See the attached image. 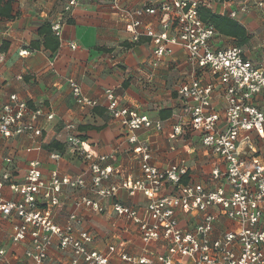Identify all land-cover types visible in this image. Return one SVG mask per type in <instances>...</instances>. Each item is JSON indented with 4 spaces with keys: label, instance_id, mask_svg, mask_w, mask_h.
I'll list each match as a JSON object with an SVG mask.
<instances>
[{
    "label": "crops",
    "instance_id": "0c3cea01",
    "mask_svg": "<svg viewBox=\"0 0 264 264\" xmlns=\"http://www.w3.org/2000/svg\"><path fill=\"white\" fill-rule=\"evenodd\" d=\"M68 0H11V17H0V107L10 94L24 100L30 109L42 108L52 118L41 117L37 121L42 129L40 138L34 143L28 135L4 138L0 135V178L7 174L1 190L5 200L18 199L12 192L10 182L23 183L28 163L39 162L43 178H48L51 170L71 176L82 175L85 186L72 189L62 186L59 204L52 213L56 224H63L70 213L81 218L78 228L88 231L93 239L88 248L106 253L109 246L115 252L108 261L121 264L118 252L142 255L144 245L139 238L137 225L116 215L112 204L118 202L130 206L142 214L146 198L140 191L130 195L127 190L118 189L108 197L93 193L90 186V172L87 164L70 151V137L78 136L97 155H105L103 165L110 166L112 172L102 186L117 185L125 179L131 181L143 177L140 159L134 154V144L127 142L121 124L111 118L105 107V99L95 107H80L76 104L69 79L79 84L82 92L89 97H101L107 88L113 90L119 106H128L146 115L154 125L140 128L134 133L150 148V162L163 169L169 164L184 160L188 166L183 182L192 181L204 186H212L211 170L224 169L221 158L212 154L200 142V134L189 124L190 115L185 110V101L177 90L187 81L195 69L186 59L179 46H172V53L152 64V43L146 36L137 41L131 39V31L120 8H134L144 0H120L119 7L110 0H78L66 11ZM242 3V2H241ZM210 12L224 15L236 21L246 31L248 40L239 46L245 58L264 70V12L252 7L241 9L238 0L214 2L207 7ZM234 10L236 17L229 16ZM166 14L142 15L155 31L161 29ZM61 24L60 36L51 30V24ZM48 24L57 47L52 50L44 44V35L39 29ZM214 47L238 46L231 36L215 33ZM75 44V48L70 47ZM25 50L26 53L20 54ZM196 75L203 83H212L214 90L211 104L221 114L224 110L225 95L222 88L207 70L196 68ZM188 103H191L190 101ZM263 108L259 100L255 102ZM72 124L73 129L66 125ZM179 125L181 133L174 134L173 127ZM251 142L264 159V139L250 134ZM51 141L58 142L62 150L49 149ZM53 151L60 153L59 161L50 159ZM249 154L248 150H246ZM172 192L170 183L162 188V194ZM78 195H86L98 200L102 211H89L73 204ZM215 211V210H213ZM201 219L200 213L177 212L180 228L189 230ZM18 222L15 216H0V249L4 250L6 264H31L25 255L32 241L27 238L20 242L11 240L12 226ZM228 221L219 217L213 227V235L224 231ZM264 228L263 225L261 226ZM149 250L162 252L158 242L148 244ZM70 250L59 248L56 239L47 252L44 264H69Z\"/></svg>",
    "mask_w": 264,
    "mask_h": 264
},
{
    "label": "built area",
    "instance_id": "2783aa9c",
    "mask_svg": "<svg viewBox=\"0 0 264 264\" xmlns=\"http://www.w3.org/2000/svg\"><path fill=\"white\" fill-rule=\"evenodd\" d=\"M119 1L110 0L116 8H120ZM222 1L144 0L140 6L120 8L131 39L137 41L140 36L150 39L152 64L170 55L172 46H179L188 63L195 68L191 77L180 84L177 94L185 101L189 124L200 134L202 146L221 158L224 164L223 170H211L212 186L189 180L183 182L188 171L184 160L163 169L150 162L148 143L139 141L134 132L152 125L160 129L158 122L152 124L136 109L119 106L110 88L105 89L101 97L94 98L85 95L75 80H68L72 96L80 107L98 106L104 97L111 118L121 124L127 142L134 144L132 151L141 162V179H125L117 185L102 186L112 172L110 166L102 164L106 156L94 154L78 136H71L69 140L71 153L87 164L93 193L108 197L121 188L130 195L140 191L146 198L142 214L118 202L112 204L117 216L137 225L139 238L145 246L143 254L138 256L120 250L121 264H264V228L261 227L264 221V159L249 135L253 132L264 139V70L245 58L239 46L214 47L212 39L216 31L201 20L199 9ZM238 2L244 11L252 6L264 12V0ZM77 3L78 0H68L64 9L68 11ZM144 14H166L167 18L162 20L161 29L155 31L142 21ZM229 16L236 17V12L229 11ZM51 30L60 36L61 24L53 22ZM70 47L76 46L70 43ZM23 53L26 51H20ZM196 68L207 70L222 88L225 95L222 114L211 104L213 84L203 83L195 73ZM257 100L263 103V108L255 104ZM41 117L50 119L52 114L44 113L42 108L30 109L24 100L10 94L0 107V135L10 138L26 134L37 143L42 133L37 123ZM66 128L71 130L74 126L67 124ZM173 133H181V127L174 126ZM60 156L56 151L49 154L55 162ZM7 178V174L0 178V216L13 215L18 219L12 226L13 242L23 241L27 236L31 239L32 245L25 252L31 264H44L53 239L59 248L70 250L69 264H113L108 261L115 252L113 246H109L106 253L88 248L93 237L77 227L81 223L79 215L70 213L60 225L52 220L62 186L75 190L84 187L82 175L60 174L53 169L48 178H43L39 162L31 160L24 182L8 184L9 189L19 195L14 200H5L1 194ZM166 183H170L172 192L162 194ZM73 204L89 211L103 210L98 200L86 195L76 196ZM179 211L200 213L201 219L193 228L184 230L178 225ZM219 217L229 223L224 231L213 235L214 223ZM151 242L160 243L164 250H149L147 246ZM3 255L4 250L0 249V264L7 263Z\"/></svg>",
    "mask_w": 264,
    "mask_h": 264
},
{
    "label": "trees",
    "instance_id": "16d2710c",
    "mask_svg": "<svg viewBox=\"0 0 264 264\" xmlns=\"http://www.w3.org/2000/svg\"><path fill=\"white\" fill-rule=\"evenodd\" d=\"M1 16L7 18L11 17V0H0V17ZM199 16L203 22L211 25L217 33L234 37L238 46L243 45L248 40L245 29L227 16L212 13L205 8L199 9ZM39 33L44 35V44L50 46L52 50L57 47V41L52 38L50 26L48 24H44L39 29ZM48 148L62 150L63 147L58 142L51 141Z\"/></svg>",
    "mask_w": 264,
    "mask_h": 264
}]
</instances>
